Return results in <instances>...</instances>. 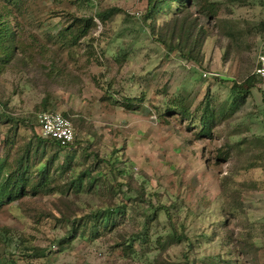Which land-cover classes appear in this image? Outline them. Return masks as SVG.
Wrapping results in <instances>:
<instances>
[{
  "label": "rangeland",
  "instance_id": "374dc122",
  "mask_svg": "<svg viewBox=\"0 0 264 264\" xmlns=\"http://www.w3.org/2000/svg\"><path fill=\"white\" fill-rule=\"evenodd\" d=\"M147 1L0 0L15 47L0 52V175L21 180L0 195V264H264V84L228 114L264 51V0H184L143 22ZM182 24L204 34L198 63L156 41ZM41 111L68 118L73 146L39 142Z\"/></svg>",
  "mask_w": 264,
  "mask_h": 264
},
{
  "label": "trees",
  "instance_id": "16d2710c",
  "mask_svg": "<svg viewBox=\"0 0 264 264\" xmlns=\"http://www.w3.org/2000/svg\"><path fill=\"white\" fill-rule=\"evenodd\" d=\"M182 2H184V0H161L159 2L158 1L152 2V0H148L145 13L142 16V21L144 22L146 21V19L153 17V15L156 14L158 11H160L162 7L169 8L170 3H175L178 5V4H181ZM118 12L119 11L116 8H109L107 10H104L102 12L95 14L94 18L99 23H104L110 16ZM80 21H82L83 23L81 34H84L86 32L84 29L87 28L88 25L90 24L93 25V22L91 18H87V19L80 20ZM178 31L181 34L184 33L185 36L184 37L181 36V38L178 40L176 44H166L165 38L163 36H160L159 38H157L156 41L159 44L166 46L167 50L169 51H177V52L184 51V57L186 60L192 61L194 63L200 62V57L198 56V54H199L201 44L204 40L203 32L200 31L199 34H197V36L193 38V28H186L183 26V24L178 28ZM153 32H154V27H150V33L152 34ZM175 33L176 31L174 30L171 31L170 36H169L170 41L174 39ZM7 36H9L10 38L9 43L6 46L0 45V52L2 53L1 61L3 62H5L6 60L10 58V55H12L15 47L12 46L13 43L11 42L10 32L4 28L3 24L0 21V43H1V40L2 41L5 40ZM262 84H263L262 80L258 79L254 74L249 75L248 77L243 79L238 84L233 82L230 86V91L233 94V98L229 106L228 114H231L236 109H239L244 104L246 97L250 93V90L255 88L256 85H262ZM41 112H45V111H41ZM212 119H213V114L211 113L208 114L207 110L202 113L201 122H203L204 125H202V128L198 134L199 138L210 137L211 135L210 134V131H211L210 123L212 122ZM37 139L39 140V142L41 141L50 142L53 145H55L58 149H65L64 147L59 146L58 143L53 140L40 138L38 134H37ZM75 142L76 141L74 140L73 143L69 147L73 146ZM2 169H3V166L0 164V174L2 172ZM11 174H12L11 172H6L5 178L0 175V195L3 194L4 191L8 187H11L12 189L15 188V193H17V189L19 188V186L17 187L16 184H20L21 180H16V178H14V176H12ZM42 184H43V180L39 184H36V187L42 186ZM14 197H16V195H14ZM10 198H11L10 195L7 194L5 197V201L9 200ZM1 202L2 200L0 198V203ZM103 217H105V215H100V219ZM172 238H173V241L175 240L176 242H179L180 240L184 239L183 236L181 235L176 236L175 234L173 235Z\"/></svg>",
  "mask_w": 264,
  "mask_h": 264
},
{
  "label": "built area",
  "instance_id": "2783aa9c",
  "mask_svg": "<svg viewBox=\"0 0 264 264\" xmlns=\"http://www.w3.org/2000/svg\"><path fill=\"white\" fill-rule=\"evenodd\" d=\"M117 1V0H116ZM253 74L264 84V51L256 54ZM37 134L40 138L53 140L67 148L74 141V131L69 120L58 112L45 111L36 115Z\"/></svg>",
  "mask_w": 264,
  "mask_h": 264
}]
</instances>
